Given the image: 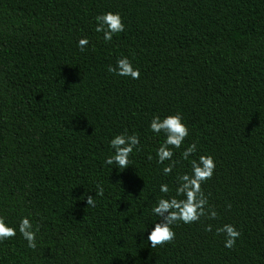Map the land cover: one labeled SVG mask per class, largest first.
I'll list each match as a JSON object with an SVG mask.
<instances>
[{"label": "trees", "instance_id": "obj_1", "mask_svg": "<svg viewBox=\"0 0 264 264\" xmlns=\"http://www.w3.org/2000/svg\"><path fill=\"white\" fill-rule=\"evenodd\" d=\"M106 12L126 26L111 42L95 31ZM122 57L139 80L108 71ZM175 113L189 136L165 176L150 122ZM125 132L139 150L126 169L106 165ZM192 143L190 159L215 158L203 190L218 218L179 222L174 242L152 248L159 186L175 195ZM0 216L17 227L0 264H264V0H0ZM25 216L35 250L18 231ZM224 224L241 232L232 249Z\"/></svg>", "mask_w": 264, "mask_h": 264}, {"label": "clouds", "instance_id": "obj_2", "mask_svg": "<svg viewBox=\"0 0 264 264\" xmlns=\"http://www.w3.org/2000/svg\"><path fill=\"white\" fill-rule=\"evenodd\" d=\"M97 26L95 31L103 33L105 42H111L114 35L125 31L123 17L119 13L106 12L95 17ZM90 41L87 38H81L78 41V48L81 52L85 51ZM108 71L121 77H128L132 80H139L141 72L139 68H134L128 57L118 58L116 66L109 65ZM150 130L153 133H163L164 142L156 150L157 163L164 165L162 171L165 176L170 175L176 167L177 161L173 159L174 149H180L189 136V128L184 122L180 113L170 114L163 118L159 115L154 116L150 122ZM110 148L113 154L109 155L106 165L115 164L117 168H128L130 157L134 150H139L140 138L137 134L128 135L120 133L110 140ZM197 151V144L192 143L181 153L183 160L189 161L191 171L179 174L176 178L177 186L175 195L169 196L170 188L167 183H162L159 190L164 195L160 197L152 207V213L159 217V222L155 223L154 228L147 236L152 248L163 247L174 242L176 232L174 225L179 222L184 224L197 223L202 217L207 219H217L218 213L214 208L209 207L208 197L205 195L203 185L211 180L216 169L215 158L212 155H201L198 159H190ZM149 160L153 159L151 155ZM105 189L102 185H97L96 195L102 197ZM86 199L88 207H95L96 200L94 196L86 192L83 196ZM228 207H231L230 205ZM39 225L33 224L32 220L25 216L18 224L19 234L27 241V247L35 250L37 248V233ZM205 231L211 232L212 225L205 227ZM217 235L225 237L224 247L232 249L236 246L241 232L233 224H224L216 228ZM17 235V227L10 226L4 216H0V243L11 240Z\"/></svg>", "mask_w": 264, "mask_h": 264}]
</instances>
